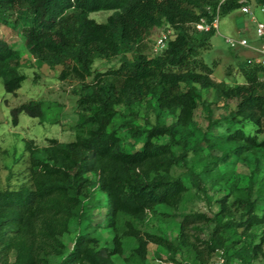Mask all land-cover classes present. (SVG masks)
Returning <instances> with one entry per match:
<instances>
[{
	"label": "trees",
	"instance_id": "trees-1",
	"mask_svg": "<svg viewBox=\"0 0 264 264\" xmlns=\"http://www.w3.org/2000/svg\"><path fill=\"white\" fill-rule=\"evenodd\" d=\"M244 5L258 11L264 8V0H0V20L15 14L16 24L24 22L26 49L36 61L51 69L62 66V80L75 77L84 83L75 90L79 97L76 140L48 150L46 161L33 159L32 187L0 192V262L13 251L23 252L22 245L9 236L11 231L15 230L22 241H36L43 221L46 238H55L57 219L83 217L84 199L95 188L107 195L106 222L111 229H117L125 216L140 218L159 206L182 201L189 190L181 178L150 177L188 158L187 152L175 153L176 147H186L177 139V132L192 123L201 104L199 90H214L221 107L236 103L233 119L228 122L229 130H234L219 142L221 146L229 144L239 156L264 148V142L245 131L246 124H253L257 133L264 132V67L246 64L241 68L245 84L231 87L215 81L214 70L199 59L211 49L217 32H199L195 25L203 18L210 23L218 9L222 19L241 11ZM104 11L113 12L105 23L90 19L91 14ZM164 25L172 31L166 48L160 55H145L140 48L144 40ZM130 52L134 53L131 59L126 57ZM118 56L124 58L119 69L97 74L92 83H85L97 59ZM26 78L20 52L0 38V79L6 93L16 95ZM148 99L177 115L178 121L173 126L158 125L149 130L127 122L124 128L128 134L144 139V143L135 153L124 152L120 137L109 131L117 117L115 107L130 111ZM42 108L41 102L15 108L13 125H19L21 114L43 119ZM160 137H169L170 141L157 144L155 140ZM89 174L96 180L91 181ZM227 209L222 203L221 212ZM221 220L219 214L214 218L194 214L186 217L183 225ZM259 225H264V210L262 216L254 215L240 224L246 230ZM90 241L89 234L80 236L67 264L82 259ZM263 243L264 239L260 243L246 239L236 242L234 247H242L234 256L240 264H251ZM207 248L210 258L222 244L215 241ZM136 253L140 260L146 259V241H140ZM204 255L198 252L197 259L212 264ZM224 255L229 264L230 258ZM42 263L31 252L22 264Z\"/></svg>",
	"mask_w": 264,
	"mask_h": 264
},
{
	"label": "rangeland",
	"instance_id": "rangeland-1",
	"mask_svg": "<svg viewBox=\"0 0 264 264\" xmlns=\"http://www.w3.org/2000/svg\"><path fill=\"white\" fill-rule=\"evenodd\" d=\"M112 14L111 11L93 13L90 19L105 23ZM16 18L14 14L0 20V38L20 52L27 78L16 95L6 93L0 79V192L32 187L30 170L33 159L46 161L50 154L48 150H56L60 145L76 140L79 97L75 90L84 84L75 77L62 80V66L51 69L36 61L26 49L24 22L19 20L16 24ZM168 32L172 31L167 25L154 29L141 45V51L149 57L160 55L162 51L157 49L156 42ZM227 39H247L250 44L257 45L250 18L240 11L222 18L219 32L212 38L211 49L203 52L199 59L214 70L212 78L215 81L231 87L244 85L241 68L246 64L253 65L256 53L242 47L232 48ZM133 54L130 52L126 57L131 59ZM123 59L122 56L97 59L92 67V76L85 83H92L97 74L119 69ZM199 92L201 104L192 123L187 129L177 132V139L184 141L186 147H176L175 153L187 152L188 158L150 177L151 180L158 177L181 178L189 190L182 201L172 206H159L140 218L125 216L120 219L117 229H111L106 222L107 195L95 188L84 199L83 217L57 219L55 238H46L43 221L36 241H22L15 230L11 231L9 236L22 245L23 252L13 251L0 264H22L29 259L31 252L43 261L42 264H67L78 239L86 233L91 241L84 248L85 255L76 264H203L197 259L198 252H203L204 259L209 262L222 259L227 264L226 254L230 258L229 264H240L234 253L242 245L234 247V244L245 239L260 243L264 239V225L250 230L240 226L242 221L254 215H263L264 148L252 149L239 156L234 154L229 144L221 146L219 142L234 130H229L228 122L233 119L236 103L221 107L217 104L214 90ZM30 102L42 103L43 119L21 114L19 125L14 126L12 111ZM115 109L117 117L109 131L117 133L122 141V150L127 153L141 150L144 143V139L137 140L128 134L124 128L127 122L149 130L158 125L173 126L178 121L177 115L160 109L155 101L149 99L130 111L123 106ZM245 131L264 142V132L257 133L253 124H246ZM214 140L217 145H214ZM169 141V137L155 140L157 144ZM88 178L96 180L93 174ZM222 203L228 207L224 213L221 212ZM194 214H206L210 218L219 214L222 220L220 223L183 225L185 218ZM141 240L148 244V254L143 261L136 253ZM215 241L221 243L222 248L209 258L207 246ZM251 264H264V243Z\"/></svg>",
	"mask_w": 264,
	"mask_h": 264
},
{
	"label": "built area",
	"instance_id": "built-area-1",
	"mask_svg": "<svg viewBox=\"0 0 264 264\" xmlns=\"http://www.w3.org/2000/svg\"><path fill=\"white\" fill-rule=\"evenodd\" d=\"M258 11L262 16L261 18L259 17L258 12L255 11L250 5H244L240 11L241 14L250 18V21L255 28V33L257 36V45L250 44L247 39H240L238 41L233 39H227V42L232 48L242 47L244 49H249L256 53V57L252 63L264 67V8H260ZM220 22L221 17L218 9L215 17L210 23L206 20V18H203L200 20L199 23L195 25V28L199 32H211L212 30L219 32ZM171 34L172 32H168L166 34L163 33L162 36L157 40L156 47L158 50L163 51L166 48L169 36ZM212 264H224V261L222 259L215 260L212 262Z\"/></svg>",
	"mask_w": 264,
	"mask_h": 264
}]
</instances>
